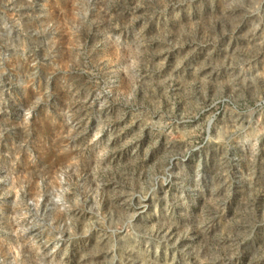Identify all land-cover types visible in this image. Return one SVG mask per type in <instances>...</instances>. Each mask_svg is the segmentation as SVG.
Here are the masks:
<instances>
[{"label":"rangeland","instance_id":"rangeland-1","mask_svg":"<svg viewBox=\"0 0 264 264\" xmlns=\"http://www.w3.org/2000/svg\"><path fill=\"white\" fill-rule=\"evenodd\" d=\"M0 264H264V0H0Z\"/></svg>","mask_w":264,"mask_h":264}]
</instances>
